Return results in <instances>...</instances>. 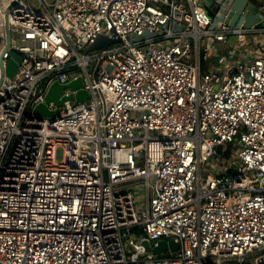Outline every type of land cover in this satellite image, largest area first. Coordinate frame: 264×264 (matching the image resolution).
Here are the masks:
<instances>
[{"label": "built area", "instance_id": "built-area-1", "mask_svg": "<svg viewBox=\"0 0 264 264\" xmlns=\"http://www.w3.org/2000/svg\"><path fill=\"white\" fill-rule=\"evenodd\" d=\"M233 1L0 7V264H264V5Z\"/></svg>", "mask_w": 264, "mask_h": 264}, {"label": "water", "instance_id": "water-1", "mask_svg": "<svg viewBox=\"0 0 264 264\" xmlns=\"http://www.w3.org/2000/svg\"><path fill=\"white\" fill-rule=\"evenodd\" d=\"M248 0H234L231 6V12H230V18L228 23L230 25H233L236 20L239 17V14L242 12V10L246 7ZM206 6L211 8V3H206ZM210 13V12H209ZM3 24H4V37H5V45L3 49L1 50L0 54V66H1V80L0 83H2L3 79L6 77L8 79H11L18 67V64L21 60V56L19 53L14 51H8L9 52V59L7 60V63L5 67H2V54L7 51L8 44L10 40V32L8 27V17L7 13H4L3 15ZM251 25H254L255 27H261V17L258 13H252L251 11L246 14L245 21H244V27H249ZM118 41V39H109L106 36L100 35L95 38L93 43L89 45L85 52L92 51L95 49H98L100 47L106 48L107 46L114 44ZM82 87V79L81 77H77L76 79L69 82L67 85H59L57 82L52 83L44 98V104L36 105L33 110L32 114L36 117L41 116H51L55 113V111H49L47 109L46 104L50 101L55 102L56 104L60 105L63 100L59 99L58 96L62 89L69 88L71 90H75L76 93L74 95V98L76 101H84L88 98V93L85 90L81 89ZM73 96H68V99H72ZM65 99V98H64ZM142 154H140V157ZM142 245L145 247L146 250L150 249L149 245L146 241L142 242ZM177 244L173 240H160L158 241L157 246L150 249V251L155 254L157 257L160 256H169V252L167 249H170L171 251H174L177 249Z\"/></svg>", "mask_w": 264, "mask_h": 264}, {"label": "rangeland", "instance_id": "rangeland-1", "mask_svg": "<svg viewBox=\"0 0 264 264\" xmlns=\"http://www.w3.org/2000/svg\"><path fill=\"white\" fill-rule=\"evenodd\" d=\"M8 2H9V0H0V7L8 4ZM248 3H249V5H253L256 8L261 6V5H264V3L258 2L257 0H248ZM228 50H230V48H228L227 50H224V53L227 54Z\"/></svg>", "mask_w": 264, "mask_h": 264}, {"label": "trees", "instance_id": "trees-1", "mask_svg": "<svg viewBox=\"0 0 264 264\" xmlns=\"http://www.w3.org/2000/svg\"><path fill=\"white\" fill-rule=\"evenodd\" d=\"M0 40H1V38H0ZM233 145V144H232ZM225 154H227V153H225Z\"/></svg>", "mask_w": 264, "mask_h": 264}, {"label": "bare ground", "instance_id": "bare-ground-1", "mask_svg": "<svg viewBox=\"0 0 264 264\" xmlns=\"http://www.w3.org/2000/svg\"><path fill=\"white\" fill-rule=\"evenodd\" d=\"M1 137H2V135H1Z\"/></svg>", "mask_w": 264, "mask_h": 264}]
</instances>
